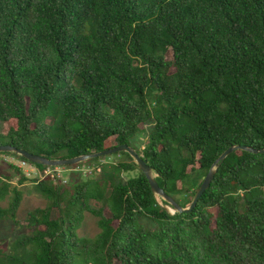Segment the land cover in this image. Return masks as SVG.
<instances>
[{
    "label": "trees",
    "instance_id": "obj_1",
    "mask_svg": "<svg viewBox=\"0 0 264 264\" xmlns=\"http://www.w3.org/2000/svg\"><path fill=\"white\" fill-rule=\"evenodd\" d=\"M0 144L48 158L128 144L167 194L194 196L226 148H264V0H0ZM114 154L111 179L31 184L46 203L0 242V264H264V152L218 162L187 213ZM23 195L0 174V221L18 224ZM85 212L93 236L78 233Z\"/></svg>",
    "mask_w": 264,
    "mask_h": 264
},
{
    "label": "rangeland",
    "instance_id": "obj_2",
    "mask_svg": "<svg viewBox=\"0 0 264 264\" xmlns=\"http://www.w3.org/2000/svg\"><path fill=\"white\" fill-rule=\"evenodd\" d=\"M172 53L171 51H168L166 53V57L167 58H171ZM146 139V137H144V135L139 136V137H134L133 139H131V144L133 145V147H139V145L141 144L142 141H144ZM140 149H142V146L139 147ZM8 154H6L7 156H11L14 158H17L16 155L13 154V152H7ZM57 156H61V153H59ZM55 158V157H53ZM58 158V157H57ZM123 156H120L119 154H111V155H107L104 156L100 159V165L102 167L101 173H97L95 172L94 175L92 177L89 178H104V179H111L114 174H113V166L116 165L118 162H120L121 160H123ZM76 164H85V162H80V163H76ZM76 164L73 165H67V166H61L65 169L70 168L71 166H75ZM138 170H133L130 172H122L120 173V177H122V179H127L129 177H134L137 174ZM0 174H6L9 176L10 179V183H12L13 185H17L20 186L23 190H24V195H23V199L21 201V204L18 208L17 211V219H18V224H13L11 223V221H0V242L6 244L8 243L10 240L16 238L19 234L28 232L30 230L33 229V226H30L27 224L26 222V215L27 213L32 210L35 207H43L46 203V199L41 196L38 193H35L32 191V189L30 188L31 184H34L32 182H30V180L25 181L24 184L20 185L18 184V179L21 176V172L18 170V172L16 171L15 167L8 165V163H4V161H0ZM153 175H156L155 173H153ZM85 178V176H73L72 179H76V178ZM204 174L198 172V173H194L193 177H192V181L194 182L193 187H196V185H198L199 183L202 182V180L204 179ZM32 180V178H30ZM71 179V180H72ZM70 180V181H71ZM69 181V182H70ZM68 184V182L66 183ZM173 197L175 198V200L179 203H184L186 206L189 205V203L191 202L193 195H192V190L188 193H174ZM92 204L96 205V206H101L103 207V212L106 216H108L109 210L106 206V204L104 202H92ZM2 206L6 205V202H2L1 203ZM170 212L174 211L171 207L169 206H165ZM57 216V212L54 210L52 213V217H56ZM140 224L143 225L146 228H155L156 227V223L147 218V217H142L140 219ZM98 232V226H97V217H95L94 215H92L89 212H85V217L82 223L81 228L78 230V233L80 235H86V236H93Z\"/></svg>",
    "mask_w": 264,
    "mask_h": 264
},
{
    "label": "water",
    "instance_id": "obj_3",
    "mask_svg": "<svg viewBox=\"0 0 264 264\" xmlns=\"http://www.w3.org/2000/svg\"><path fill=\"white\" fill-rule=\"evenodd\" d=\"M236 149H245V150H249L255 153L264 152V148L254 149L246 145H231L228 148H226L216 158V160L212 164L211 168L209 169L204 179L200 183L198 189L196 190L189 205L186 207H182L171 195L167 194L164 191V189L159 186L155 178L157 175H153L154 172H153L152 167L147 163V161L143 158V156L137 152L135 148H133L132 146L128 144H117L103 151L93 152L91 154L80 155V156H75V157H70V158H57V157L48 158L45 156L32 154L24 149L17 148L13 146L12 144H0V152H13L35 164L49 165V166L72 165V164H76L79 162H83L84 160L89 159V158L107 156V155H111L117 152L125 151L133 159L138 169L145 175L146 179L148 180L152 193L155 196L161 197L163 200H165L170 205L169 207H171L174 210L171 213L190 212L196 206L199 198L202 196L204 191H206L207 188L210 186V183L212 182L215 171H216V164L222 161L227 155H229L232 151Z\"/></svg>",
    "mask_w": 264,
    "mask_h": 264
},
{
    "label": "built area",
    "instance_id": "obj_4",
    "mask_svg": "<svg viewBox=\"0 0 264 264\" xmlns=\"http://www.w3.org/2000/svg\"><path fill=\"white\" fill-rule=\"evenodd\" d=\"M7 152H0V161L8 163L19 170L24 177L30 182L36 184L42 180L48 179L54 185H62L69 182L73 176H85V178L92 177L95 172L101 173L102 167L100 164H76L68 169L61 166L67 165H55L45 167H38L35 163L23 158L22 156L13 153L17 158L7 156ZM80 163V162H79ZM73 165V164H72ZM32 178V180L30 179Z\"/></svg>",
    "mask_w": 264,
    "mask_h": 264
},
{
    "label": "bare ground",
    "instance_id": "obj_5",
    "mask_svg": "<svg viewBox=\"0 0 264 264\" xmlns=\"http://www.w3.org/2000/svg\"><path fill=\"white\" fill-rule=\"evenodd\" d=\"M170 210V209H169Z\"/></svg>",
    "mask_w": 264,
    "mask_h": 264
}]
</instances>
